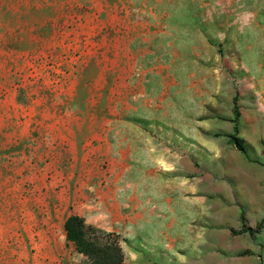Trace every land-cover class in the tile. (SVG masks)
Masks as SVG:
<instances>
[{
  "label": "rangeland",
  "instance_id": "1",
  "mask_svg": "<svg viewBox=\"0 0 264 264\" xmlns=\"http://www.w3.org/2000/svg\"><path fill=\"white\" fill-rule=\"evenodd\" d=\"M234 96L239 125L264 106V0H0V264L84 262L65 223L121 164L84 163L76 126L110 122L116 156L130 118L185 154Z\"/></svg>",
  "mask_w": 264,
  "mask_h": 264
},
{
  "label": "crops",
  "instance_id": "2",
  "mask_svg": "<svg viewBox=\"0 0 264 264\" xmlns=\"http://www.w3.org/2000/svg\"><path fill=\"white\" fill-rule=\"evenodd\" d=\"M254 113L240 124L247 154L230 143L234 125L187 126L179 154L151 135L162 128H137L129 118L116 156L110 122L76 126L84 163L99 164L101 150L121 169L88 176L74 213L121 235L126 264H264V106Z\"/></svg>",
  "mask_w": 264,
  "mask_h": 264
},
{
  "label": "trees",
  "instance_id": "3",
  "mask_svg": "<svg viewBox=\"0 0 264 264\" xmlns=\"http://www.w3.org/2000/svg\"><path fill=\"white\" fill-rule=\"evenodd\" d=\"M241 112L237 98L234 99V132L229 135L230 143L247 154L245 141L239 137ZM66 238L79 254L85 257L81 264H126L120 238L86 223L83 217L70 216L65 223Z\"/></svg>",
  "mask_w": 264,
  "mask_h": 264
}]
</instances>
